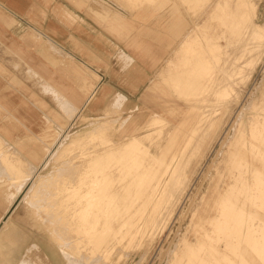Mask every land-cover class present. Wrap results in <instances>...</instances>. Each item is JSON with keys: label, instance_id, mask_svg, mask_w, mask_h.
<instances>
[{"label": "rangeland", "instance_id": "1", "mask_svg": "<svg viewBox=\"0 0 264 264\" xmlns=\"http://www.w3.org/2000/svg\"><path fill=\"white\" fill-rule=\"evenodd\" d=\"M85 1L87 5H91L88 10H93L103 19L108 20L109 18H113L115 16L116 22H120V20H123L125 17L131 19L130 26L127 25L125 29L124 25H122L121 32H119V30H116L115 28H112L111 26H108V29H110L112 32H115L116 35V45L113 46L111 44V46L113 48L117 47V49H121V46L123 47V45L120 44L121 42L126 45L128 50H130L132 68L130 71L129 80L131 81H128V83L124 81L118 82V93H116L107 103L103 104L102 107L99 108L96 112L92 113L88 109H86V111L83 113L84 116H82L81 119L76 120V122L69 128L68 131L59 135L60 139L58 137L57 142L53 144L54 146L47 142V144L51 146V151L47 155L46 160L39 166L31 165L29 163V159L24 157L26 156V153L20 152V155L19 153L16 155L17 151L13 150L14 148L11 145H8L9 143L4 142L0 139V198H4V204L5 206H8L15 199L18 193L25 189L24 187H27L28 190L26 192L27 194L23 202V207L27 209L26 218L30 223V226L27 227L30 229L31 237L36 241L32 242L33 246L29 247L30 250L28 248L27 252L25 253V256L28 257H24L26 262L31 261L37 256H42L43 259L52 261V264H161V262H164L165 264H176L178 262L177 264H181V262H184L183 260L188 259V262H186L188 264H235L234 262H232L233 260L235 262L237 261L236 264H243L244 262V264H264L263 251H261V248L263 246L261 245L262 243H260L259 246L256 245L255 249L253 247V243H255L254 239L256 238L258 232L256 230V225L249 224L251 221H249V223L246 225L247 229L246 231L244 230L243 239H241L242 237H239L238 239H236L235 242H232L234 244L230 243L231 247L228 246L230 244H227L226 242L228 241V239L226 238V232H213L214 225L210 224L208 222V219H206L207 221H205V217H209L218 213L217 207L221 202L220 195L222 194L227 196V194H225L227 193L226 188L229 186L230 183L235 182V179H233V176L235 174L238 175L239 171L244 173V171L246 170L245 167L248 163H250V165L254 168L258 166L260 168L262 166V161H258L257 163V159H251L250 162L248 160H246L245 162V159L242 158L240 154L238 155L239 151L241 150L240 142L238 140L239 138H241L243 130H245L247 134L246 128L248 126V122H251L254 117V115L252 114L256 111V109H259V107L257 106L254 111H245V105L248 103L246 97L251 96V93L248 92L249 85L252 83L253 80H256L257 77L264 78V40H258L257 42L253 39H249L248 41L251 42L250 48L253 47L251 51H243V43H239L240 45L237 44L236 41H234L235 38H233L232 43L226 47V49L229 48L227 49L229 50V52L233 53L231 59L232 62H235L237 64H244V62L249 61L250 59L256 60H254L255 64L253 67V73L249 77L243 78V81L238 80V86L235 85V88L239 92L238 98L235 99L234 97H232L233 100L235 99L233 102L224 104L225 108L223 110L225 111L222 114L219 123L214 128H209V126H207L206 124L202 126L198 119L203 116V113L205 111L206 114L213 112V114L215 115V111L217 109H220L221 107V98L219 97L218 93L216 94L215 91H211L210 88L209 91L206 92V87H208V83L205 79H207L206 75L208 74H206L207 68L205 66L197 65L196 73L198 76H195L197 77L196 86L194 84H191V88L189 86L188 91L186 90L187 88L184 89L187 94L190 93L191 95L195 92L197 93V91L201 92L200 90L205 89L202 92H206L207 100L204 102H197L198 106L193 108L194 110L192 108H189L192 103H196L195 101L190 100V98H192L190 94L188 95V97H186L187 95L180 93V90L179 92L177 91L176 93L178 94H176L174 93L176 89H173V81L164 86L161 85L164 84L161 83V81H163L164 75H169L168 69L170 65L175 69H182L184 68L183 65L185 64L183 62H180L181 58L184 62L189 61V58L193 56L196 58V56L198 57L197 54L200 51L203 52V45L206 42L205 37L212 34V30L214 27H219L221 29L226 27V30L230 32L231 25L233 21H235V19L233 16L229 15L227 17H224L223 14L227 13V11L229 10L234 9L232 7L226 8L227 11L225 9L224 11H219L216 15L211 14L209 17L210 19L206 20L208 16V11L215 5L217 0ZM229 3L232 6H234L235 3L236 5H240L241 0H229ZM205 20L206 22H204ZM105 24L109 23L105 22ZM102 25H104V23H102ZM125 30L127 31V34H125ZM233 31L234 29H232V32ZM125 35L127 36L126 41L124 40L126 39L124 37ZM187 36H194L193 41H195V51L193 50V53H177V50H179L183 38ZM220 41H223V45L226 44L225 39H221ZM243 53H245L244 56L239 59V57ZM200 67L203 70H200ZM247 72L248 71L245 72V75H247ZM202 73L204 75H202ZM203 76L205 80H203L204 82L201 80L203 79ZM183 77H186V74ZM96 78L99 79L98 75H93L91 73V76L86 77L85 80L90 82L89 80L93 79L92 82L94 85V83H96ZM199 79L200 81H198ZM199 83L203 84L198 86ZM159 86H161V88H163L167 92V95L164 96V98L170 100L172 104L181 106L182 109H184L185 111L182 112L181 109H177L173 115L168 117L167 125L163 127L160 132H156L155 134H153V136L151 137L152 141L150 139L152 143L149 140L147 141V143L150 144V148L152 150H155L158 145L166 149H163L162 153L160 154L161 160H164V164L168 162V159L171 161L173 159L172 156L176 155L177 158H174L173 165L176 169H178L177 174L182 179L179 192H177L179 200L176 205H174V202L170 205H167L166 202H162L160 206L156 204L155 207L156 199L153 200L151 204H149L147 198L144 197L145 195H143L145 193L143 191L135 197H138L139 199V201L138 199L136 200L139 203H135L137 207L134 204L135 206L133 205V208L131 206L130 209L126 210V200H124L125 196H127L128 194H132V192L134 193L135 190L137 191L139 186L138 183L140 180V176H137V174H139V172L143 168L135 167V170V165H128L126 162L122 161L123 163L121 162V166L122 164H126V170H130L129 172L131 175L129 174L128 176H134V171V173H136V176L134 178L132 177L129 179L127 177V179L124 180L125 184H122V182L117 183V181H115L113 186L114 189H112L113 192L118 189L117 192H114L113 194L115 196L117 195L119 199V202L117 199V204L120 205V207H110L109 212L111 213V215L107 216V218H111V220H113L112 226L114 228V232L117 230L119 233L117 231L116 232L118 234L116 232L114 233L112 237L113 240H110L107 243V246L106 243H103L102 249L101 246H99L100 248L98 247L97 253L94 250L88 252V250L95 249L96 246H93L95 244L86 241V235L84 231L80 229L81 225H79L81 214H79V211L77 209V211H75L76 207L73 208V206L75 205L68 206L70 202H76L79 199V194L81 192L80 187H82L81 173L85 169H83V167L84 165H86V163L81 152L82 150L80 151V149L75 147L73 149H63L62 143L66 142L70 136L75 135L76 132H81L85 129L87 131H95L96 129L102 127H111L112 125L114 126V129H112L113 131H111V139L114 140L116 143H119L126 134L130 133L129 131L133 127H131L130 129L129 127L133 124L134 120H136L135 125L139 126L141 124H145L149 120L150 116L153 115L146 109L147 103L144 102L142 97L144 94H151L154 96H158V94H160V97L163 96L159 89ZM89 90L90 89L87 88L86 93ZM191 90L192 92H194L191 93ZM202 95L203 94H200V96ZM240 106L242 107V110ZM60 108L62 109L61 106ZM63 113L65 116L67 115L68 117H66V120L61 123L62 130H60L59 132H63L65 128L64 125L67 124L71 119L70 111L67 114L66 111L63 110ZM218 113L220 115V111ZM179 121H181L182 123L181 126H178ZM197 124H200L198 125L199 128ZM201 126L202 128L200 129ZM63 138H65L66 141ZM99 142L100 141L94 142V144L93 141H90L86 147L91 150L101 148V146H99ZM37 143L38 145L42 144H40V142L38 141ZM95 145L98 147H96ZM56 147L58 148V150ZM11 149L13 150V152ZM91 150H87V152ZM259 150H264V147L259 148ZM51 154H53V158ZM50 156L51 159L49 158ZM11 158H17L18 160H15L17 163L19 159L22 158L23 160H21L23 163L21 164L20 160L19 164L16 165L14 159L12 160ZM2 159H5V161L3 162ZM24 159L25 163L26 160H28L27 162L29 164L26 163L27 166L24 165ZM161 165L162 164L160 162L159 166ZM7 166L11 167L7 168ZM17 166L21 168L22 166H26V169H28L29 167V171L27 170L29 173L24 168L22 169L26 171V173L24 174L20 172ZM163 167L164 165L159 168V173H156L157 177L160 176L161 178ZM133 168L134 171L132 172ZM259 168L256 169L259 171ZM9 169L11 173L9 172ZM80 169H82V171ZM93 169L96 170L98 168L91 167V170ZM230 171L233 173L231 177ZM26 175L31 178L27 177ZM15 176H17V178L13 179ZM136 177L137 185L133 187L136 181ZM26 178L27 181H25ZM242 178L245 187L247 183L249 184L250 181L254 180L253 176H250L245 173ZM162 179H164V177ZM240 182V180L237 181L238 184L236 188L241 185ZM120 184L128 187L131 186L129 192H124V194L126 195L122 194L125 190L123 189V187L122 189L119 188L121 187ZM77 189H79V191ZM119 190H123L122 192L120 191L121 194L118 193ZM234 190H230L231 192L229 191V197H235L239 201H243L244 198L246 199L245 193H235ZM120 195L122 198L119 197ZM139 195L142 201L140 200ZM70 198L71 201L69 200ZM248 200L254 203L252 208L249 209V211H251V214L254 215L252 216L253 222H260V219L257 216L264 213V196L262 194H256L250 197ZM129 201L132 202L133 198H131V200L129 199ZM121 202H123L124 205H121ZM114 204L116 205V203ZM121 206H123V208ZM238 206H241V204H238ZM143 207L145 208V210ZM137 208L140 209V212ZM97 210L99 211V208ZM246 210L247 209L245 208V212H247ZM3 212L4 210L0 204V222H2L3 219ZM256 213L257 216H255ZM153 214L156 216L155 218L158 222L157 228H152L150 227L151 225H148L146 223V221L151 218ZM126 215L130 216H127V221L125 220ZM104 216H101L103 220L100 218L101 223L105 222L106 216ZM184 216L186 219L184 218ZM93 218L94 216L92 217V219ZM122 218L126 221V223H122V221H120ZM232 218L233 217H231V219L229 220V224L232 223ZM130 219L133 220L131 221ZM127 222H132V224H129V226ZM103 223L102 225H100V227H104ZM211 226L213 229H211ZM77 227H79V229H77ZM124 228L126 229L124 230ZM203 229H208L210 235L212 236V239L211 236L209 237V235H203ZM80 230L82 231V234ZM124 231H126L127 234ZM72 232L74 233V235ZM129 232L131 235L129 234ZM68 233L69 235L67 236ZM124 233L126 235L125 237L123 236ZM221 233L222 236L224 235L223 240L217 241L216 238L218 237V235H221ZM115 234H117L118 237H115ZM18 235L23 238V233L19 234L18 226L14 224L13 218H11L10 221L6 223L4 229L0 233V262L10 261L13 262V264L14 262L16 264H25L24 259H22L20 263H17L16 259H14V246L16 244L15 241ZM78 236L80 239L78 238ZM82 236L84 238L83 240ZM69 237L70 239H68ZM198 237L201 238V243H195ZM205 238H208L209 240ZM80 242L82 243L81 245ZM190 242L194 244L191 250L189 248ZM216 242L219 243L216 244ZM204 243L206 246H204ZM109 245H111V248L109 247ZM89 247H91V249H89ZM258 247H260L259 250ZM212 248L215 249V252L217 248H219L220 252L224 254V256L221 253H218V255L216 254L218 256L217 257L214 254L215 252H213V250H210ZM83 249L85 252L83 251ZM86 249L88 250L86 251ZM197 249H200V251H198ZM227 251H229L230 253H228ZM248 251L249 255H247ZM196 253L199 254L196 255ZM196 256L198 257V260ZM225 256H227L229 260ZM199 257H201V262H199ZM248 257H251V259L249 260ZM222 258H224L226 261ZM217 259H219L218 262ZM253 259L255 262L251 261Z\"/></svg>", "mask_w": 264, "mask_h": 264}, {"label": "bare ground", "instance_id": "2", "mask_svg": "<svg viewBox=\"0 0 264 264\" xmlns=\"http://www.w3.org/2000/svg\"><path fill=\"white\" fill-rule=\"evenodd\" d=\"M246 2H247V0H241L240 5H236V3H235L234 6L235 5L236 6L234 7V6H232L229 3V0H217L216 3H215V5L208 11V16H207V19L206 20H209L210 19L209 17H210L211 14L212 15H216L219 11H221V10L224 11L226 8L232 7L234 10L227 11V9H226L227 13L223 14L224 17H227L229 15V16H233L234 19H235V21H233V23L231 25V31L230 32L227 31L226 30L227 29L226 27H224L222 29L219 28V27H214L213 30H212V34L205 37L206 42L203 45V47H204L203 52L200 51L197 54L198 57L196 56V58L194 56L191 57V58H189V61H185L184 62L183 59L181 58L182 60L180 59V62L181 63L183 62L185 64V65L182 64L184 66V68H182V69H175V68L171 67V65H170L169 66V69H168L169 75H164L163 76V81H161V83H164V84H161L163 86L166 85V84H169V83H171L173 81L172 82L174 84L173 85V89L174 88L176 89V91L174 93H176L177 91L179 92V90H180V93H182L184 95H187L186 97H188V95L190 93L187 94V92H185L184 89L187 88L186 90L188 91L189 90L188 89L189 86L191 88V84H194L196 86L197 77H195V76H198L197 73H196V71H197V65L198 66L199 65L205 66L207 68V72L205 71L206 74H208V75L205 74L206 77H207V79H205V80L208 83V84L206 83L208 85V87H206V92L209 91V88H210L211 91H215L216 94L218 93L219 94V97L221 98V107H220V109H217L215 111V113H216L215 115L213 114V112H210L209 114L208 113L206 114V111H205L203 113V116L198 119L202 126L204 124H206L207 126H209V128H214L219 123V120L221 119V116H222V114L225 111V110H223L225 108L224 104L233 102L239 96V92L235 88V85L238 84V80H242L243 78H247V77H249L253 73V67H254V64H255L254 63V60H256V59H252V60L250 59L249 61L244 62V64H237L235 62H232V60H231L233 53H231V52H229V50H227L229 48L226 49V47L229 46L232 43V41H233L232 39L233 38H235L234 41H236L237 44L243 43V49H244L243 51H247V50H250L251 51L253 49V47L250 48L251 42L248 41L249 39H253L254 41H257V42H258V40H260V41H263L264 40V35H262L260 33L259 26H257L256 28H249L246 25V23H245V17H246V14H247V10L244 7V5H245ZM94 3H96V2H94ZM199 6H200V4H199ZM206 20L204 22H206ZM234 23H236V24H234ZM232 29H234L233 32H232ZM187 38L189 39V41H188ZM193 38H194V36H189V37L187 36V37L183 38V40H182V42L180 44L181 46H180L179 50H177V53H179V54L180 53H183V54L184 53H193V50L195 51V49H194L195 48L194 47L195 46V43H194L195 41H193ZM221 39H225V41H226V44L225 45H223V43H222L223 41L222 42L220 41ZM240 40H242V41H240ZM258 48H260V47H258ZM254 49H256V48H254ZM244 54L245 53H243L239 57V59L241 57H243ZM200 70H203V69L200 67ZM246 71H248L247 72V75H245V72ZM185 74H186V77H183V76H185ZM202 75H204V74L202 73ZM201 76H199V77H201ZM202 78L203 79H201V80L203 81L204 80V76ZM198 81H200V79ZM201 84H203V83H201ZM201 84L199 83L198 86L201 85ZM95 86L96 85H95V83L93 85V82H90V85L87 86L90 89L86 93L88 95L87 97H89V98L92 97L91 95H92V93H93V91L95 89ZM159 89H160L161 93L163 94V96H161V97H160V94H158V96L157 95L154 96V95H151V94H148V95L147 94H144L143 97H142V99L144 100V102L147 103L146 109L150 113H152L153 115L150 116L149 120L145 124H141L139 126L138 125H135L136 120H134L133 124L130 125V127H129V129L131 127H133L129 131L130 133L129 134H126L121 139V141L119 143H116L114 140L111 139V134H112L111 131H113L112 129H114V126L113 125L111 127H102V128L96 129L95 131H87L85 129L84 131L76 132L75 135L70 136L67 139V141H66L65 138H63L66 141V142L62 143L63 144V149L64 148L73 149L75 147V148L80 149V151L82 150L81 152L83 154V158H84L85 163H86V165H84V167H83V169L84 168L85 169L81 173L83 179L81 178L82 187H80V191L81 192L79 194V199L76 202H70L68 204V206L75 205V206H73V208L76 207L75 208V211L78 210L79 211V214H81V218H80V222H79L80 224L79 225H81L80 226L81 227L80 229L83 230L84 233H85V235H86V236L84 235L86 241L87 242H90L92 244H95L93 246H96L95 249H91V247H89V249H91V250L86 249V251L88 250V252L94 250L97 253V249H98L99 246H101V249H102L103 243H106V246H107V243L110 240H113L112 237H113L114 233L117 230L114 232V228L112 226L113 220H111V218L108 219L107 216L111 215V213L109 212L110 211V209H109L110 207H113V206L120 207V205L117 204V199H118L117 195L115 196L113 194L114 192H117L118 189L115 190L114 192H113L112 189H114L113 186H114L115 181H117V183L122 182V184H125V181L124 180L127 179V177H128V179L129 178H132V177L134 178L136 176V173H134L135 172L134 171V168L135 167L136 168L141 167L144 170L142 169L143 170L142 171L140 169L141 171L139 170L140 172H139V174H137V176L138 175L140 176V180H139V183H138L139 186H138L137 191L135 190V192L134 193L132 192V194H130V195L127 193L128 195L125 196V199L124 200H126L125 201L126 210L130 209L131 206L133 208V205L136 202L139 201L138 197L137 198H135V197L138 196V194L140 192H143V191L145 193L144 194L142 193V194L145 195L144 197L147 198V201H148L149 204H151L153 202V200L156 199L155 207H156V204L160 206L162 202H166L167 205H170L171 203L174 202V205H176V203L179 200V197L177 196V192H179L180 185L182 183V179L177 174V170L178 169H176L174 167V165H173L174 158L175 159L177 158L176 155L172 156L173 159L171 158L172 159L171 161L168 159V162L164 164V160H161V155H160L162 153V151H163L164 148H162V146H159L158 145V147L155 148V150H152L150 148V144H148L147 141L148 140L150 141V139L153 136V134H155L156 132H160L163 129V127H165L167 125L168 117L171 116V115H173L177 109H181L182 112H184L185 110L182 109L181 106H178L176 104H172L170 100H167L166 98H164V96L167 95V92L163 88H161V86H159ZM181 89H182V92H181ZM204 90L203 89L200 90L201 92L197 91V93L196 92L193 93L194 91L192 92V90H191V93H193V94L192 95L190 94V96H192V98H190V100L195 101L196 103H192V105L189 106V108H192L193 109L196 106H198L197 105V102H204V101L207 100V97H206L207 94H206V92L205 93L202 92ZM176 94H178V93H176ZM200 94H203V95L200 96ZM195 96H197V97H195ZM198 96H200V97H198ZM232 97H234L235 99L233 100ZM208 101H209V98H208ZM113 103H115V102H113ZM241 110H242V107H241ZM219 111H220V115L218 113ZM252 115H254V117H253V119L251 117L252 120H251V122H248V126L246 128L247 129V134H246L245 130H243V133L241 134V138H239V140H238L240 142V149H241L239 151L238 155L240 154V156H242V158L245 159V162H246V160H248L250 162L251 159L252 160H256L257 159V163H258V161H262L261 162V165L262 166L260 168H259V166L256 167L257 169L259 168V171H258L256 168H254L253 166H251L250 163L247 164V166L245 167L246 170L244 171V173L245 174H248L250 176H253V179H254L253 181L254 182L253 181H250L249 184L247 183L246 187H245V184H243V178H242L243 175H244V173L239 171V174L238 175L235 174L233 176V179H235V182L230 183L229 186L226 188L227 193H225V194H227V196L226 195H222V194L220 195L221 196V202L219 203V206L217 207L218 213H216L215 215L209 216V217H205V221H207L206 219H208V222L210 224L214 225V229L211 226V229H213V232H216V231H218V232L219 231L220 232H224L225 231L226 232V238L228 239V241H226L227 244H230L233 241L235 242L236 239H238L239 237H242L241 239H243L244 230L246 231V229H247L246 225L249 223V221H251L249 224L256 225V230L258 232L257 235H256V238L254 239L255 243H253V247L255 249L256 245L259 246L260 243H262L261 245L264 246V228H263V226H264V213L261 214V215H259V216H257V213H256L255 216H257L260 219V222H256V223L253 222L252 216H254V215L251 214V211H249V209L252 208V206H253L254 203L253 202H250L248 199L250 197L256 195V194L257 195L262 194L264 196V150H259V148L264 147V119H262V117H264V113H261V111H259V109H256V111ZM181 125H182V123H181V121H179L178 126H181ZM198 125H200V124H197V126ZM202 126L200 127V129L202 128ZM198 128H199V126H198ZM116 130H117V128H116ZM195 131H197V130H195ZM65 132L66 131H64V133ZM226 133H227V131H226ZM33 136L34 135L29 136V137L28 136L27 137L22 136L21 138H16L12 142L15 143V144H17L18 146H24V145H27V144L28 145L29 144H32L33 145V148L36 149L37 147L34 146V145L37 144V141H36L35 138H33ZM65 137H66V135H65ZM59 139H60V136H59ZM90 141H93V143L94 142H97V141H100L99 142V144H100L99 146H101V148L94 149L95 147L93 146L94 147L93 148L94 150L88 149L86 146H87V144H89ZM151 141H152V139H151ZM6 142L9 143L8 141H6ZM56 142H57V140H56ZM61 142H62V139H61ZM0 143H1V140H0ZM1 146H3V145H1ZM37 146L39 147V148H37V150L42 153V156L41 157L44 158L43 161H42V163H43L46 160L47 155L51 151V146L48 145L47 142H44V141H43V143L41 145H37ZM60 146H61V144H60ZM96 147H98V146H96ZM58 148H59V146H58ZM58 148H57V150H58ZM13 150H15V149H13ZM13 150H12V152H13ZM87 150H91V151H88L87 152ZM164 150H166V149H164ZM168 152H169V150H168ZM15 153H16V151H15ZM18 153L19 152L17 150L16 155ZM20 154L21 153H19V155ZM82 154H81V156H82ZM13 156H14V154H13ZM51 156L53 158V154H51ZM51 156L49 157L50 159H51ZM251 156H252V158H251ZM49 158H48V160H49ZM56 158H57V156H56ZM13 159L15 161L17 158L16 159L13 158ZM21 159H19L18 163L16 162L18 160L17 159L15 161L16 162L15 164L18 165ZM25 159H24V165L27 166L26 163H28L27 162L28 160H26V163H25ZM2 160H3V162L5 161V159H2ZM7 160H9V159H7ZM22 160H21V164L23 163ZM14 161H13V164H14ZM122 161L123 162H126L128 165H130V164L135 165L134 168H133V170H132V172L134 171L133 172L134 176H132V177L128 176L130 174V172H129L130 170L129 169L126 170V168H125L126 167V164H122V166H121V162ZM235 161H236V159H235ZM160 162H161L162 165H164L163 170H162V174H161V178H160V176L159 177L156 176V173L157 172L159 173L158 170L162 166V165L159 166L160 165ZM39 165H35V166H39ZM26 166H22V168L26 169ZM43 166H45V165H43ZM8 167H11V166H7V168ZM91 167L92 168L93 167L94 168H98V169L91 170ZM99 167H101V168H99ZM17 168L20 170V172H22L24 174L29 169V167H28V169H26V171H24L21 167H18L17 166ZM128 168H129V166H128ZM136 168H135V170H136ZM18 169H15V170H18ZM80 170L82 171V169H80ZM9 172L11 173L10 169H9ZM136 172H138V171H136ZM15 173H14V175H15ZM231 173L232 172L230 171V177H231V175H233V173L232 174ZM27 177H29V176H27ZM163 177H164V179H162ZM16 178H17V176H15L13 179H16ZM29 178H31V177H29ZM135 180L136 181H135L133 187L137 185L136 184L137 177H136ZM238 180L241 181L240 182L241 185H239L238 188H236L237 187V184H238L237 183ZM25 181H27V178H26ZM123 181H124V183H123ZM30 182H31V180H30ZM127 185H128V183H127ZM254 185H255V187H254ZM124 186L121 185V187H119V188L122 189V187H123V189L125 191L119 190L118 193H120V191L121 192L123 191L122 194L123 195H126V194H124V192H129V189H130L131 186L130 187H128V186H125L124 187ZM24 188H26V187H24ZM69 190H70V188H69ZM77 190L79 191V189H77ZM230 190H234L235 193H237V192H239V193L240 192L245 193L246 199L244 198L243 201L242 200L239 201L235 197L234 198L232 196L229 197L228 196V193H229ZM69 195H71V194H69ZM231 195H232V193H231ZM240 195H242V194H240ZM73 197H74V195H73ZM119 197H121V195ZM139 197H140V195H139ZM131 198H133V201L132 202L129 201V199L131 200ZM74 199H75V197H74ZM134 199H135V201H134ZM137 199H138V201H136ZM69 200L71 201V198ZM115 200H116V202H115ZM140 200H141V197H140ZM145 201H146V199H145ZM118 202H119V199H118ZM144 202H143V204H144ZM114 203H116V205ZM122 203L123 202H121V205H124V203L123 204ZM238 204H241V206H238ZM263 206H264V201H263ZM121 207L123 208V206H121ZM125 207H124V209H125ZM136 207H137V205H136ZM96 208L97 209L99 208V211ZM140 208H142V207H140ZM245 208L247 209L246 210L247 212H245ZM121 209H120V211H121ZM118 210H119V208H118ZM139 210L140 209H138V211ZM144 210H145V208H144ZM112 211H114V210H112ZM101 212H104V213H101ZM252 212H254V211H252ZM141 213H143V212H141ZM100 214H101V216H104V215L106 216L105 222L104 223L102 222L104 227H100V225H102V223L100 222V218H101ZM93 216H94V218L92 219ZM127 216H129V215H126L125 220H126ZM116 217H117V214H116ZM155 217L156 216L153 214L151 216V218H149L146 221V223L148 225H151L150 227H152V228H155V227L157 228V226H158V222H157V220H156ZM231 217H233L232 218V223L229 224V220L231 219ZM184 218H185V216H184ZM101 219L103 220V218H101ZM125 220H123V218H122L120 221H122V223H126L127 220L126 221ZM122 223H121V225H122ZM127 224L128 225L129 224H132V222L131 223L127 222ZM131 226H134V225H131ZM144 226H145V224H144ZM126 227H127V225H126ZM196 227H198V226H196ZM77 229H79V227H77ZM125 229L126 228H124V230ZM127 229H129V228H127ZM130 229H131V227H130ZM133 229H134V227H133ZM200 229H201V226H200ZM126 231H124V232H126ZM145 233H147V232H145ZM81 234H82V231H81ZM117 234H115V237L117 236ZM126 234H127V232H126ZM129 234H130V232H129ZM68 235H69V233L67 234V236ZM73 235H74V233H73ZM203 235L204 236L209 235V237L211 236L210 233H209V231H208V229H205L204 230V234ZM123 236L124 237L126 236L125 233L123 234ZM223 236H222V233H221V235H218V237L216 238V240L217 241L223 240ZM65 237H66V235H65ZM78 238H79V236H78ZM121 238H122V236H121ZM208 238H205V239H208ZM68 239H70V237ZM75 239H74V241H75ZM83 239L84 238L82 236V240ZM211 239H212V236H211ZM74 241H70V242H74ZM197 242L198 243H201V238L198 237L196 239L195 243H197ZM207 242H209V241H207ZM207 242H206V244H207ZM224 242H225V238H224ZM113 243H114V241H113ZM217 243H219V242H216V244ZM81 244L82 243L80 242V245ZM210 244H211V242H210ZM232 244H234V243H232ZM193 245H194L193 243H191V242L189 243L190 250L192 249ZM83 246H82V248H83ZM93 246H92V248H93ZM204 246H206L205 243H204ZM211 246H212V244H211ZM228 246L231 247V244L228 245ZM263 246L261 248L262 249L261 251H263V258H264V249H263ZM109 247L111 248V245H109ZM175 247H176V245H175ZM200 248H201V246H200ZM215 248H216V246H215ZM226 248H225V250H226ZM259 248L260 247H258V250H259ZM208 249H209V246H208ZM29 250H30V248H29ZM210 250H213V252H215V249H213V248L210 249ZM83 251H84V249H83ZM198 251H200V249ZM229 251H227V252L230 253ZM256 251H257V248H256ZM209 253H210V251H209ZM218 253L219 254L221 253L220 250H219V248H217V250H216V252L214 254L215 255L216 254L218 255ZM107 254H108V252H107ZM109 254H110V252H109ZM197 254H199V253H196V255ZM246 254H247V252H246ZM222 255L224 256V254H222ZM247 255H249V251H248V254ZM251 255H252V253H251ZM225 257L228 259L227 256H225ZM200 258L201 257H199V262H201L200 261ZM224 258H222V259L225 260L226 258L225 259ZM250 259H251V257L249 258V260ZM188 260H183L184 262L183 263L181 262V264H188V263H186V262H188ZM197 260H198V257H197ZM212 260H213V258H212ZM212 260H211V263H212ZM203 261H205V260H203ZM218 261H219V259H217V262ZM251 261L255 262L254 259L251 260ZM258 261H259V259H258ZM25 262H26V260H25ZM220 262H221V260H220ZM232 262H234L235 264L237 263V261L235 262L234 260ZM259 263H260V261H259ZM219 264H221V263H219Z\"/></svg>", "mask_w": 264, "mask_h": 264}, {"label": "crops", "instance_id": "3", "mask_svg": "<svg viewBox=\"0 0 264 264\" xmlns=\"http://www.w3.org/2000/svg\"><path fill=\"white\" fill-rule=\"evenodd\" d=\"M90 6L85 0H0V139L26 153L33 166L44 159L38 143L35 149L32 144L18 146L12 139L34 135L40 144L53 145L86 109L96 112L118 93V82L131 81L130 50L121 42V49L113 48L116 35L108 29L121 32L131 19H103L88 10ZM91 73L100 78L89 98L87 86L93 79H85ZM63 110L71 112V119L59 132L68 117ZM27 191V187L20 191L8 206L0 198L4 210L0 233L11 218L23 233L15 241L17 263L28 258L25 253L36 241L23 207Z\"/></svg>", "mask_w": 264, "mask_h": 264}, {"label": "snow or ice", "instance_id": "4", "mask_svg": "<svg viewBox=\"0 0 264 264\" xmlns=\"http://www.w3.org/2000/svg\"><path fill=\"white\" fill-rule=\"evenodd\" d=\"M244 7L247 10L245 23L249 28L259 26V31L264 35V0H247ZM251 96L246 97L248 103L245 105V111L255 110L258 106L261 113H264V78L257 77L248 87ZM264 119V117H262ZM23 223L20 227L23 228ZM0 264H13V262H0ZM25 264H52V261L45 260L42 256H37ZM164 264V262H161Z\"/></svg>", "mask_w": 264, "mask_h": 264}, {"label": "water", "instance_id": "5", "mask_svg": "<svg viewBox=\"0 0 264 264\" xmlns=\"http://www.w3.org/2000/svg\"><path fill=\"white\" fill-rule=\"evenodd\" d=\"M0 227H1V225H0Z\"/></svg>", "mask_w": 264, "mask_h": 264}]
</instances>
